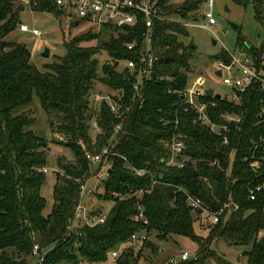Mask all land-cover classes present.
<instances>
[{
  "label": "trees",
  "instance_id": "1",
  "mask_svg": "<svg viewBox=\"0 0 264 264\" xmlns=\"http://www.w3.org/2000/svg\"><path fill=\"white\" fill-rule=\"evenodd\" d=\"M19 0H0V264H27L33 246H38L36 264H137L142 246L157 250L148 239L155 232L159 239L172 233L190 235L198 244L197 251L186 259L177 258L171 264H236L209 247L213 239L244 247L240 256L244 264H264V186L253 199L248 197V182L264 183V161L254 172L243 156L250 153L252 140L264 133V124L257 121L259 92L256 88L243 93L239 103L225 98L216 101L214 119L226 110L241 113L240 129L228 132L229 143L208 126L196 121L192 111L178 112V128L184 133V152L188 160L184 167L167 166L173 121L164 124L165 116L173 118L191 71L195 45L184 43L179 35L187 34L185 24L169 19V15L189 14L195 18L204 0H157L164 19H155L152 26V47L157 53L155 76L143 83L141 99L135 95V76L123 66L127 58L136 59L142 46L141 20L132 27L101 26L108 32L99 46L81 42L99 39V31H85L64 42L65 53L47 64L43 70L30 60L29 48L21 42L4 37L20 21L23 5ZM245 5L252 3L255 17L263 19L264 0H232ZM33 9H53L63 12L52 0H31ZM79 20L73 21L78 24ZM72 23V24H73ZM137 38L134 49L127 42ZM239 46L258 52L264 46L241 42ZM105 52L100 61L99 55ZM216 58L228 59L226 49ZM162 76V77H161ZM102 86L96 88L95 82ZM97 89L109 91L117 102L128 105L123 118L117 117L105 101H95ZM38 97L49 122L51 135L63 134L62 144L72 148L74 157H59L62 172H56L52 187L53 202L43 214L45 198L40 187L45 180L42 167L47 161L49 141L33 132L35 118L26 106L33 94ZM95 119L99 130H94ZM122 120L115 132L114 124ZM95 133L93 136L91 133ZM115 140L108 153L98 162L106 165L102 179L103 192L97 196L112 200L103 221L70 224L80 203V192L90 175L92 161L85 153L98 152ZM233 154L230 160V152ZM215 160L212 164L211 161ZM144 168V173H138ZM93 192V191H92ZM186 193L200 198L207 210H216L225 200H233L238 208L209 226L202 236L193 230V220L203 209H193ZM142 211V216L138 212ZM95 213V210H91ZM146 219L144 222L143 219ZM134 232L147 237L135 249L129 242ZM123 244V245H121ZM123 246V247H122ZM119 252L112 256V249Z\"/></svg>",
  "mask_w": 264,
  "mask_h": 264
},
{
  "label": "rangeland",
  "instance_id": "2",
  "mask_svg": "<svg viewBox=\"0 0 264 264\" xmlns=\"http://www.w3.org/2000/svg\"><path fill=\"white\" fill-rule=\"evenodd\" d=\"M184 0H171L174 4H180ZM205 1V0H204ZM15 4H20L15 1ZM31 3H22L23 7L20 10V22L26 24L30 30L22 31L19 28L20 22L4 37L6 40H14L24 43L30 50V60L39 69L43 70L45 66L52 61L58 59L59 55L65 53L64 42L73 35L83 33L85 31H99V39H91L81 42L82 45H97L99 46L102 39L108 38V32L100 30L99 25L89 22L76 21L70 14V11H63L57 15L53 9H33ZM205 8L204 2L199 9V13L195 18L189 14L172 13L169 19L185 24L187 34L179 35L180 40L184 43L192 42L195 45L194 54L191 59V71L189 77H194V74L201 73L202 79L207 86H211L217 92H223L227 89L222 83L219 76L214 73L213 62L216 56L224 49L238 54V37L241 42H251L260 44L264 40V5L262 7L263 19L258 20L255 17V10L252 3L248 1L245 5L238 4L232 0H215L211 7L212 15L215 23L211 25H202L205 19L202 18V13ZM73 23V24H72ZM233 24L236 26L234 27ZM38 28L40 34H33L31 29ZM47 46L49 48L48 55H42L41 51ZM105 52L99 55L100 61L104 59ZM102 84L95 82V87L98 88ZM35 118V121L28 126L33 132L43 135L49 141V151L45 164V180L40 187V193L45 198L43 214L49 212L52 202V187L55 181L56 172H62L57 160L59 157L72 159L74 157L73 150L70 146L62 144L66 138L63 134L58 133L51 135L49 122L44 114L40 101L36 94H33L29 106H26ZM93 136L95 133H91ZM107 169L106 165L99 168L98 162H93L91 165L90 175L86 178L84 187L80 192V203L86 209V214L94 218L100 212L105 213L112 205V200L104 199L97 196V192H103L102 179L105 177L102 174ZM88 188L93 192H88ZM95 213H91V210ZM208 216L202 213L193 220V230L196 234L202 236V242L205 244L206 237L209 233V226H206L205 221ZM209 220V219H208ZM149 241L156 244L157 250L152 251L149 247H143L140 243L129 242L135 249L142 246V254L137 260V264H166L169 257L178 258L182 250H187L192 256L198 249L197 242L190 236L185 234L172 233L164 239H159L155 232L148 235ZM123 247V246H122ZM209 247L223 255L227 260L236 263L244 264L245 257L240 256L244 249L242 245L228 243L222 238L213 239ZM178 260V259H177ZM37 259L30 255L27 258V264H36ZM110 264H115L113 261Z\"/></svg>",
  "mask_w": 264,
  "mask_h": 264
},
{
  "label": "built area",
  "instance_id": "3",
  "mask_svg": "<svg viewBox=\"0 0 264 264\" xmlns=\"http://www.w3.org/2000/svg\"><path fill=\"white\" fill-rule=\"evenodd\" d=\"M54 4L63 11H70V14L75 20L81 22H89L99 26L110 27H132V31L141 20L143 26L146 27L142 32V46L137 54L136 59L127 58L124 60L123 66L135 76L132 82V87L135 91V95L143 99L141 96V88L143 83L151 80L156 73L157 65V53L152 47V26L155 19H164V16L159 12L157 0H52ZM215 0H205V8L202 13V18L205 22L202 25H211L215 23V19L211 12ZM19 2L31 3V0H19ZM19 28L22 31L30 30L29 27L20 22ZM33 34L39 35L41 32L38 28L31 29ZM259 45V44H258ZM127 48L134 49L137 46V38H133L127 42ZM1 52V50H0ZM229 58H216L212 66L214 73L216 70H220V74H216L220 77L223 84L227 89L223 92L215 91L211 86L205 85L201 77V73L194 74V77H189L186 85L180 91V100L176 103L174 108L173 118L165 116L162 123L167 124L173 121V132L171 135V141L169 145V153L164 159L167 166H175L182 168L185 166L188 155L184 152V133L178 128L179 118L178 112L192 111L195 115V120L205 124L211 131L221 136L222 143H229L228 132L231 129H240V123L242 119L241 113L226 110L219 113V120H215L214 109L216 101L213 97L219 93V97L225 98L227 101L239 103L242 95L249 89L256 88L259 92L257 99L258 108L256 111L257 121L264 124V46L258 52L249 50L247 47L239 46L238 54L228 51ZM162 77V76H161ZM211 87L212 94H206V89ZM92 98L95 101H105L108 103L110 110L120 118H123L124 114L128 110V105L122 106L113 95L105 89H97L93 92ZM122 125V120L119 119L114 124V131L117 132ZM92 126L94 130H99L98 124L95 119H92ZM115 140H111L108 144L104 145L98 152L87 151L85 156L92 162H99L108 153L110 146L114 144ZM252 148L250 153L243 156V160H246L248 166L257 172L264 161V133H260L255 139L252 140ZM233 154V150L230 152V160ZM212 164L215 160L211 161ZM42 170L46 171V167H42ZM138 173H144V168H139ZM106 172L103 171L102 174ZM264 186V183H252L248 182V197L253 199L258 190ZM84 185H82L83 189ZM88 192H92V189L88 188ZM187 203L193 208L203 209L208 214L211 224L217 223L220 220V216H226L231 210L237 209L238 204L229 199L223 201L216 210H207L202 206L199 197L190 193H186ZM142 211L138 212V216H142ZM104 216L99 215L92 220L82 203H78L75 208V215L70 224L73 228L80 224L92 223L95 221H103ZM146 222V219H143ZM145 232H134L130 235L131 240H135L138 243H142L146 239ZM123 245V244H121ZM120 248L112 249L110 254L112 256L119 252ZM32 254L35 257H39L38 246L35 244L32 249ZM180 259H186L190 257V253L187 250H182L178 256ZM177 260L176 257L171 256L168 258L166 264H171Z\"/></svg>",
  "mask_w": 264,
  "mask_h": 264
},
{
  "label": "water",
  "instance_id": "4",
  "mask_svg": "<svg viewBox=\"0 0 264 264\" xmlns=\"http://www.w3.org/2000/svg\"><path fill=\"white\" fill-rule=\"evenodd\" d=\"M52 5H54V2L53 1H52ZM233 26L235 27L236 25L233 24ZM41 54L42 55H48L49 54V48L47 46H45L43 48V50L41 51ZM215 73L219 75L220 74V70H216ZM206 94H208V95H211L212 94V88L211 87H209V88L206 89ZM215 96L216 97H219V93H216Z\"/></svg>",
  "mask_w": 264,
  "mask_h": 264
},
{
  "label": "crops",
  "instance_id": "5",
  "mask_svg": "<svg viewBox=\"0 0 264 264\" xmlns=\"http://www.w3.org/2000/svg\"><path fill=\"white\" fill-rule=\"evenodd\" d=\"M180 39V38H179Z\"/></svg>",
  "mask_w": 264,
  "mask_h": 264
}]
</instances>
